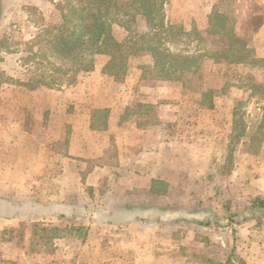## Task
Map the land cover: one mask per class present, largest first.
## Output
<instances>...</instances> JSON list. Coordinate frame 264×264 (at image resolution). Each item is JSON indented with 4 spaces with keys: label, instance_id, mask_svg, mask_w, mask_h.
Segmentation results:
<instances>
[{
    "label": "rangeland",
    "instance_id": "rangeland-1",
    "mask_svg": "<svg viewBox=\"0 0 264 264\" xmlns=\"http://www.w3.org/2000/svg\"><path fill=\"white\" fill-rule=\"evenodd\" d=\"M135 1L118 0L116 6L106 1L102 7L98 3L102 17L116 21V39L125 41L129 34L132 41L125 53H136L131 54L126 73L116 67L107 72L122 78L141 66L149 84L167 86L165 96L180 101L179 122L184 127L197 121L199 140L208 138V147L214 151L213 175L188 184L198 193L191 201L222 216L228 213L225 220L243 213L257 197L264 198V194L238 198L237 192L244 189L245 178L249 179L247 189L264 190V0ZM143 2H148L145 7ZM69 3L87 6L91 1L0 0V88L9 85L12 89L18 70L27 81L23 83L27 90L70 87L92 70L87 51L56 49L60 37L73 29L61 17V6ZM77 21L75 17L73 23ZM95 57L104 67L110 59L104 54ZM174 82L175 88H168ZM211 106L213 111L208 110ZM194 107L197 113L189 112ZM19 206L12 195L0 196V217L15 218L10 215ZM27 206L26 216L33 217L29 213L33 205ZM71 212L75 216L67 220L26 218L20 226L0 220V264H112L113 260L85 253L82 243L88 238L84 219L93 212H110ZM254 227L256 237L238 230L227 233L223 226L194 240L161 237L157 251L165 258L156 264H264V222ZM107 243L111 245L110 240ZM148 247L152 249L153 244ZM142 255L135 252V257L122 260L155 264L154 258ZM117 264H121L119 259Z\"/></svg>",
    "mask_w": 264,
    "mask_h": 264
},
{
    "label": "crops",
    "instance_id": "crops-1",
    "mask_svg": "<svg viewBox=\"0 0 264 264\" xmlns=\"http://www.w3.org/2000/svg\"><path fill=\"white\" fill-rule=\"evenodd\" d=\"M96 58L70 87L23 89L18 70L13 88H0V196L22 204L15 218L0 220L20 226L26 218L67 220L76 210L110 212L84 219L82 243L85 253L112 264H127L122 259L135 252L156 264L165 258L157 251L161 237L194 240L214 231V219L211 226L192 220L196 211L214 213L227 233L256 237L264 218L227 225L228 213L191 201L198 193L188 184L213 175L214 151L208 138L199 140L197 121L179 122L180 101L165 96L167 86L149 84L141 66L122 78L109 75ZM248 180L238 198L262 196L261 188L247 189Z\"/></svg>",
    "mask_w": 264,
    "mask_h": 264
},
{
    "label": "trees",
    "instance_id": "trees-1",
    "mask_svg": "<svg viewBox=\"0 0 264 264\" xmlns=\"http://www.w3.org/2000/svg\"><path fill=\"white\" fill-rule=\"evenodd\" d=\"M91 3L86 6V4L72 5L69 3L68 5H62L61 9V17L65 23H70L73 26L71 28L72 31H69V35L66 34L60 37V43L56 46L57 51L59 52L60 49L64 53L65 51L71 53L74 49H80V51H87L90 54L91 60L89 61L92 66L95 62V56L98 54H104L110 56L106 66H105V73L108 69L112 67L118 68V72L123 71V74L126 73L128 68V61L130 59L131 54L135 55L136 53H125V49L128 48L127 43L129 44L132 40L129 36L125 38V41H118L116 37L113 35L114 28L113 25L116 21L114 19L104 18L101 15V10L98 9V3L104 6L106 1H110L109 5H117L119 2L115 0H90ZM142 0H136L135 2H141ZM89 3V2H88ZM148 3V2H147ZM146 2H143L142 6L145 7L147 5ZM104 4V5H103ZM91 8V9H90ZM67 12H63V11ZM89 11H93L92 13ZM68 13H71L72 18H68ZM131 15L128 14V17ZM75 17L78 18L76 23H73ZM131 17H135L134 15ZM129 33L131 31L127 30ZM138 40L135 41L134 47H136ZM103 47H109V50L102 49ZM130 50H133L132 47H129ZM128 50V49H126ZM131 52V51H130ZM115 69V68H114ZM170 67L167 69L169 70ZM109 75L117 76V73L107 72ZM16 210H13V214L17 213ZM193 219L196 223L203 225V226H211L212 219L216 222L215 226L221 227L224 226L222 220L217 218L214 213L210 211H196L193 212ZM261 219L264 218V198L257 197L255 200L251 202V204L245 208L243 213H237L231 215L229 221L227 223H241L243 221L249 219ZM225 221V219H224ZM226 225V224H225Z\"/></svg>",
    "mask_w": 264,
    "mask_h": 264
}]
</instances>
